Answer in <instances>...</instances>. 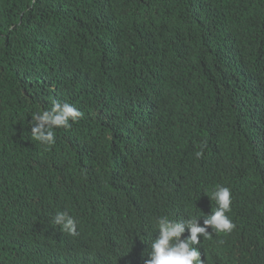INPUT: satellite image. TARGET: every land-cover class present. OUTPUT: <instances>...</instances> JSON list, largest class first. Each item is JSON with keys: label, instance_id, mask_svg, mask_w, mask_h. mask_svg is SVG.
Instances as JSON below:
<instances>
[{"label": "trees", "instance_id": "obj_1", "mask_svg": "<svg viewBox=\"0 0 264 264\" xmlns=\"http://www.w3.org/2000/svg\"><path fill=\"white\" fill-rule=\"evenodd\" d=\"M53 100L83 116L41 145ZM217 186L203 264H264V0H0V264H145Z\"/></svg>", "mask_w": 264, "mask_h": 264}, {"label": "clouds", "instance_id": "obj_2", "mask_svg": "<svg viewBox=\"0 0 264 264\" xmlns=\"http://www.w3.org/2000/svg\"><path fill=\"white\" fill-rule=\"evenodd\" d=\"M83 113L69 102L52 101L50 109L38 110L31 115L30 135L41 145L51 146L55 142V129L68 128L70 122L82 118ZM200 152L196 153L199 157ZM216 202V209L204 218L203 226H198V219H185L183 222L169 219L167 216L157 218L158 237L151 241L150 251L145 264H203L200 251V237H209L208 228L217 233L231 232L235 224L227 215L231 211L232 194L229 187L217 186L210 195ZM52 223L69 235H77V221L67 212H57ZM187 228L189 235L181 239Z\"/></svg>", "mask_w": 264, "mask_h": 264}]
</instances>
